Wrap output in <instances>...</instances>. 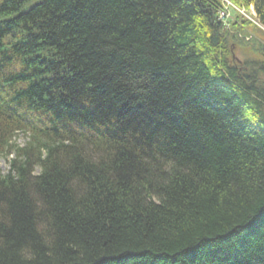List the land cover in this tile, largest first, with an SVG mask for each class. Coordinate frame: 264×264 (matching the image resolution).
Returning <instances> with one entry per match:
<instances>
[{
	"label": "trees",
	"instance_id": "16d2710c",
	"mask_svg": "<svg viewBox=\"0 0 264 264\" xmlns=\"http://www.w3.org/2000/svg\"><path fill=\"white\" fill-rule=\"evenodd\" d=\"M32 1L0 0V264H264V47L230 51L250 23ZM228 1L264 27V0Z\"/></svg>",
	"mask_w": 264,
	"mask_h": 264
},
{
	"label": "rangeland",
	"instance_id": "374dc122",
	"mask_svg": "<svg viewBox=\"0 0 264 264\" xmlns=\"http://www.w3.org/2000/svg\"><path fill=\"white\" fill-rule=\"evenodd\" d=\"M40 0H33L31 4L34 2H38ZM222 4L224 5L222 9H220L217 13V19L221 21L223 29H228V20L230 18H233L232 13L237 12L243 20L248 21L250 25L247 22V25L253 26V29H251L249 26H245L243 24L236 23V27L234 30H230V35L236 36L238 38V41H231L230 45V51H231V57L232 60L234 59L237 61L238 64H240L241 59L249 58L252 60H257L260 57L258 53V50L256 49L257 45L264 47V27L258 22V20L255 18V12H253V8L250 6L248 7H241L238 8L237 6H234L230 1L228 0H222ZM253 10V11H252ZM223 13V15H221ZM239 19V18H238ZM241 26V28H240ZM227 31V30H225ZM229 34V33H228ZM227 37V36H226ZM247 42H246V41ZM256 49L255 53L252 49ZM29 133L28 132H16L14 136L12 137V140L10 141L15 146H23L28 141ZM12 149V148H11ZM13 157V152L10 151L3 156L0 157V171L2 173H7L9 169V160Z\"/></svg>",
	"mask_w": 264,
	"mask_h": 264
},
{
	"label": "built area",
	"instance_id": "2783aa9c",
	"mask_svg": "<svg viewBox=\"0 0 264 264\" xmlns=\"http://www.w3.org/2000/svg\"><path fill=\"white\" fill-rule=\"evenodd\" d=\"M221 15H223V13Z\"/></svg>",
	"mask_w": 264,
	"mask_h": 264
},
{
	"label": "bare ground",
	"instance_id": "6f19581e",
	"mask_svg": "<svg viewBox=\"0 0 264 264\" xmlns=\"http://www.w3.org/2000/svg\"><path fill=\"white\" fill-rule=\"evenodd\" d=\"M253 11V10H252ZM254 12V11H253Z\"/></svg>",
	"mask_w": 264,
	"mask_h": 264
}]
</instances>
